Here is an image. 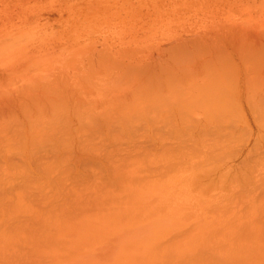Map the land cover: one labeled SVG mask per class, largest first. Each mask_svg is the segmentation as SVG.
I'll return each instance as SVG.
<instances>
[{"label": "rangeland", "instance_id": "rangeland-1", "mask_svg": "<svg viewBox=\"0 0 264 264\" xmlns=\"http://www.w3.org/2000/svg\"><path fill=\"white\" fill-rule=\"evenodd\" d=\"M262 35L264 0H0V92L27 93L31 91V84L49 82L61 94L55 104L69 103L68 109L64 105L66 110L59 109L62 113L67 114L74 107L84 110L90 106L88 103H94L95 93L107 82L108 77L104 75L110 69L114 71L110 73L112 78L117 74L121 79L153 82L163 76L158 61L164 58L173 64L182 57V54L178 57L181 45L186 47L189 43L194 54L208 45L209 55H206L223 65L226 63L224 70H229L228 79L234 81L232 66L250 54L248 49L254 41L264 46ZM255 36L258 40L262 37L261 42ZM115 63L123 69L119 73L114 70L118 66ZM131 68L138 73L133 72L134 78L130 75ZM179 72L180 79L185 80L186 77L181 78L184 73ZM99 77L103 86L97 80ZM65 92L74 94L69 95L71 98L67 95L71 102L64 99ZM237 93L238 90L228 91L227 125L219 127L218 123L211 122L203 130L197 128L195 142L185 138L182 147L171 142L172 126L148 116L154 104L151 98L142 106L143 116L137 122L132 120L134 124L128 129L121 128L118 122L115 126L108 123L112 130L105 128L106 124L102 130L92 133L85 130L88 133L72 139L75 144L69 143L66 137L60 138L61 133L53 132L59 135L55 137L50 131L42 135L47 141L41 140V136L38 137L41 141L36 139L40 141L38 144L34 142L37 136L30 137L28 127L24 130L22 126H15L11 124L12 118L4 115L15 133L21 129L20 136L8 126L5 131L16 138L22 137L23 142L12 139L8 132L9 137L5 131L0 133L2 137L5 135L0 137V264H43V261L44 264H70L78 255L72 256V252L78 251L74 242L80 246L83 242L86 249L90 246L99 253L107 252L104 255L110 258L105 264H142L144 260L143 264H168L178 255L173 253H179L180 249L184 250L182 254L187 253L190 243L201 244L203 240V245L206 239H210L209 243L221 240L218 244L228 241V264H264L261 258L264 250L257 244L264 236V118L246 113L247 108L238 103ZM117 117L113 115L110 119L117 120ZM0 118L4 120L2 115ZM22 133L29 135L24 137ZM26 138L31 139L30 149L25 145H28ZM34 143L42 146L34 147ZM173 182L175 186L171 185ZM177 185L189 193L184 190L183 193ZM167 189L176 190L167 193ZM200 196L202 201L208 200L200 202ZM189 200L194 210L193 205L187 204ZM223 214H228V219ZM148 215L151 219L149 227H145ZM194 215L201 218L198 222L204 228L203 233L199 230L190 238L199 227L193 225ZM215 215H219L218 221L222 219L223 224L216 222ZM89 216L100 221L102 232L101 227L98 233L81 232V227L88 226L85 219ZM210 220L213 227H206ZM222 231L228 233L225 235ZM113 235L119 236L112 238V243L103 244L101 237ZM196 235L200 239L203 236L201 241ZM97 236L100 237L96 239ZM204 248L200 245L199 250L204 252ZM248 250L253 255L258 250L259 257L255 255L254 259ZM162 251L165 254L161 255ZM200 261L195 264L204 263Z\"/></svg>", "mask_w": 264, "mask_h": 264}, {"label": "bare ground", "instance_id": "bare-ground-1", "mask_svg": "<svg viewBox=\"0 0 264 264\" xmlns=\"http://www.w3.org/2000/svg\"><path fill=\"white\" fill-rule=\"evenodd\" d=\"M252 34V33H251ZM261 34V33H260ZM253 35V34H252ZM256 37V36H255ZM262 37H264L262 35ZM261 37V39H262ZM257 38V37H256ZM183 39V38H182ZM259 38H257L258 40ZM260 39V40H261ZM189 41H191L190 39H188ZM258 40V42L260 41ZM185 41V40H184ZM207 41V40H206ZM209 41V40H208ZM234 41V40H233ZM236 41V40H235ZM252 42V39L249 40ZM254 41V40H253ZM186 42V41H185ZM231 42V41H230ZM229 42V43H230ZM237 42V41H236ZM240 42V41H239ZM249 42V43H251ZM257 42V41H256ZM261 42V41H260ZM208 43V42H207ZM235 43V42H234ZM242 43V42H241ZM246 43V42H245ZM254 44H252V47L248 50L250 51L249 55H246V57H242L241 59H238L237 62L234 64V66H232L233 69V75H234V81L229 80L228 79V74L225 69H227L224 65L226 64H221L220 61H217L216 58H214L213 56H207L209 55L208 52H206V50L208 51L210 47H207L208 45H206L205 48H202V50L198 53L193 52L194 48H190V43L187 45L186 43V47H184V45L181 47L178 51V57L181 56L180 54H182V57L178 60V61H173V64H169V61H167V59L161 58V61H158L160 64V71H162L163 76L160 78H156L155 80H153V82H150L149 80L146 79H134V80H130V79H125V77L117 75L116 73V78H112L110 76V73L113 71H109V73H107V75L105 74L104 76L108 77V80L105 84L102 85V80L97 79V80H101V85L103 86L102 88L100 87V89L96 86H94L95 88H98L99 90H94L96 91V95L94 100L91 97L92 101V105L91 103H88L90 106L85 107L87 109H80V110H76V111H71L73 109L69 108V111L67 114L62 113L61 110L59 109H63L64 107L66 109L67 108V104L64 102L61 103V105H56L57 102H59V100L57 101V96H60L61 94L56 92V88L54 86H49V82H47L46 85H42V84H31L32 86L30 87V90H28V87L25 90H28L27 93L23 92L21 93L20 90L18 94L17 91L15 92H0V115H2L4 118V120H1L0 118V133H4L5 130H7V126L9 124V121H6V116L11 117V124L14 123L15 126H22L24 128V130L28 127L30 132V137H34L37 136L36 138H34V142H37L38 144L40 143L41 140L44 139V137H42L43 133L46 131H50V134L52 132V134H56V132L58 134L61 133V136H59L60 138L66 137V139L69 140V143H73L75 144L76 141L72 140L75 138H79L81 136V134L85 135L86 132L85 130L92 132H95L97 130H102V125H105V128L111 129L112 130V126H110L111 124H113V126H115V124L117 125L119 123V126L122 128H127L130 127L131 125H133L134 123L132 122V120L134 122H137V119H140L143 116V111H142V106L144 105V102L146 99L151 98V103H154L152 105V109L149 110L148 116L151 118H155L157 121L161 120L160 122H162V124L164 125H169L172 126L171 131L174 132V135H170V139L171 142L173 144H177L180 145L178 147H182L185 138H187L189 141L191 142H195V131L197 130V128L202 129L204 128V126L206 127L208 124H210L211 122H216L218 123L219 127L223 126V125H227L228 123V118H225V114L228 112V103H230L228 101V91L230 89L233 90H238V103L240 104V106H244L245 108H247L248 114L253 115L254 117H259V118H264V46H260L257 43H255V41L253 42ZM196 44V42H195ZM210 44V42H209ZM248 45V43H246ZM179 45V44H178ZM231 45V44H230ZM239 46V44H236ZM243 45V44H242ZM180 46V45H179ZM188 46V47H187ZM193 46V43L191 44V47ZM198 46V45H197ZM219 46V45H218ZM251 46V45H250ZM202 47V46H201ZM214 47V46H213ZM228 47V46H227ZM247 47V46H246ZM175 48V47H173ZM217 49V47H215ZM222 48V47H220ZM235 48V47H234ZM248 48V47H247ZM183 49H185L186 51L182 52ZM214 49V48H212ZM167 50V49H166ZM173 50V49H172ZM175 50V49H174ZM199 50V48H198ZM205 50V51H204ZM225 50V49H224ZM223 50V51H224ZM212 51V50H211ZM220 51V49H219ZM166 51H164L165 53ZM197 52V51H196ZM205 52V53H204ZM213 52V51H212ZM218 52V51H217ZM226 52V50H225ZM219 53V52H218ZM170 56V52L168 53ZM167 54V55H168ZM207 54V55H206ZM223 54H225L223 52ZM245 54V53H244ZM212 55V54H211ZM215 55V54H214ZM237 55V54H236ZM243 55V54H242ZM240 55V56H242ZM221 56V55H220ZM227 56V55H226ZM102 58V56H101ZM160 58V57H159ZM221 58V57H220ZM231 58V56H230ZM238 58V57H237ZM98 60V59H97ZM159 60V59H158ZM170 60V58L168 59ZM219 60V59H218ZM232 60V59H231ZM236 60V59H235ZM92 61V60H91ZM105 61H107L105 59ZM168 62V63H167ZM172 62V61H171ZM170 62V63H171ZM94 63V62H93ZM114 64V63H113ZM116 64V63H115ZM118 65V64H116ZM119 66V65H118ZM116 66V68H114V70H117V72L119 73L121 71V67ZM145 67V66H144ZM111 68V67H110ZM128 68V67H127ZM136 69V68H135ZM177 69V70H176ZM95 70V69H94ZM123 70V69H122ZM128 70V69H127ZM132 70V68H131ZM130 70V71H131ZM97 71V70H96ZM94 71V72H96ZM129 71V72H130ZM137 71V70H136ZM135 70H132L130 73V75L133 77V72L136 73V75H138V73ZM146 71V70H145ZM178 71H180L183 75H185L184 77L181 78H185V80H181L179 75L177 74ZM186 71V72H185ZM93 72V74H94ZM114 72V71H113ZM179 72V73H180ZM87 73V72H86ZM123 73V72H122ZM125 73V72H124ZM123 73V74H124ZM127 74H129L128 72H126ZM83 74V73H82ZM133 74V75H132ZM125 75V74H124ZM104 76L103 79H104ZM145 76V75H144ZM57 77V76H56ZM140 77V76H139ZM123 78L126 80L124 81ZM134 78V77H133ZM132 78V79H133ZM142 78V77H140ZM144 78V77H143ZM149 78V76H148ZM86 79V78H85ZM49 80V79H48ZM57 80V79H56ZM91 81V79H89ZM83 81V80H82ZM24 83V82H23ZM80 83V82H79ZM45 84V83H44ZM77 84V83H76ZM81 85V84H80ZM79 85V86H80ZM96 85V84H95ZM27 86V85H26ZM144 86V87H142ZM52 87V88H51ZM73 87H75L73 85ZM16 88V87H15ZM20 89L22 88L19 87ZM77 88V87H76ZM81 89V88H80ZM94 89V88H93ZM1 91V90H0ZM17 92V93H16ZM67 93V92H65ZM87 93V92H86ZM60 94V95H59ZM77 94V93H76ZM79 94V93H78ZM64 95V94H62ZM67 95L69 96H73L74 94H70L67 93L66 94V98H63L69 100V102H71V97H67ZM80 95V94H79ZM94 95V94H93ZM82 96V95H81ZM61 97V98H62ZM86 97V96H85ZM56 99V100H55ZM103 100V102H101V100ZM90 100V101H91ZM56 101V102H55ZM76 102V101H75ZM56 103V104H55ZM85 103V102H84ZM237 103V101H236ZM11 104V107H9ZM73 104V103H72ZM77 104V103H76ZM64 105V107H62ZM74 106V105H73ZM78 106V105H76ZM82 106V105H81ZM86 106V104H85ZM69 107V106H68ZM80 107V106H79ZM29 108H32L30 110H28ZM75 108V109H77ZM63 109V110H66ZM74 109V110H75ZM7 110V112H5ZM35 112L37 114H35ZM62 114H60V113ZM65 112V111H64ZM114 113V117L118 116L117 120L114 119L112 120V118L110 119V116L112 117L113 115L111 114ZM121 113V114H115V113ZM33 113V114H31ZM36 115V119L35 118ZM61 115V118H60ZM120 116V117H119ZM8 118V117H7ZM144 120V119H143ZM156 120H152L154 122H157ZM102 122V123H101ZM116 122V123H115ZM118 122V123H117ZM183 122V124L181 123ZM61 123V124H60ZM110 125H109V124ZM101 125V126H100ZM59 127H62L61 130H59ZM99 127V128H98ZM119 127V128H120ZM9 128V126H8ZM12 128L14 129V127L12 126ZM11 125L9 129H12ZM16 128V127H15ZM21 128V127H20ZM22 128V130H23ZM223 128V127H222ZM12 129V130H13ZM106 129V130H108ZM131 129V128H130ZM21 130V129H20ZM20 130H15L16 133L13 130V133L19 135ZM119 130V129H118ZM122 130V129H121ZM126 130V129H125ZM203 130V129H202ZM2 131V132H1ZM28 131V130H27ZM26 131V133H27ZM60 131V132H58ZM124 131V130H123ZM121 131V132H123ZM127 131V130H126ZM194 131V132H193ZM8 132V131H7ZM5 131V133L7 134V136L9 137V134L12 135L11 133H7ZM12 132V131H10ZM18 132V133H17ZM23 132V131H22ZM25 132V131H24ZM54 132V133H53ZM80 134H77V133ZM89 132V133H90ZM29 133V132H28ZM90 133V134H91ZM106 133V132H105ZM13 134V135H14ZM23 134V133H22ZM47 134V133H46ZM49 134V133H48ZM55 134L53 136H55ZM64 134V135H63ZM67 134V135H66ZM73 134V135H71ZM173 134V133H172ZM11 136V138L13 137L15 140H20L22 141V137L20 138H16L14 136ZM24 135V134H23ZM27 135V134H26ZM24 135V137L26 136ZM29 135V134H28ZM28 135L26 137H28ZM89 135V134H88ZM5 135H3L4 137ZM20 136V135H19ZM41 136V140L38 139V137L40 138ZM48 136V135H46ZM55 136V137H57ZM197 136V135H196ZM2 137V135L0 136ZM2 137V138H3ZM49 137V136H48ZM52 136H50L49 138H51ZM7 138V137H6ZM8 141H10V139ZM12 138V139H13ZM43 138V139H42ZM11 139V142H12ZM36 139L40 140L39 142L36 141ZM71 139V141H70ZM29 140L31 141V139L26 138V143L29 142ZM33 140V139H32ZM50 140V139H49ZM48 140V141H49ZM43 141H47L46 138ZM42 141V142H43ZM10 142V143H11ZM23 142V141H22ZM8 143V142H6ZM5 143V144H6ZM33 143V141H32ZM45 142H43L42 144H44ZM37 144V145H38ZM42 144H40L42 146ZM21 144V148H25L24 146L22 147ZM27 146V148L29 147L30 143L25 144ZM33 146L36 145L35 143L32 144ZM36 145V146H37ZM38 145V146H40ZM174 145V146H175ZM176 145V146H177ZM34 146V147H36ZM32 147V146H31ZM29 147V149L31 148ZM177 147V148H178ZM26 149V148H25ZM24 150V149H23ZM28 151V150H25ZM23 152V151H22ZM24 153V152H23ZM185 176V175H184ZM182 177V176H181ZM176 181H178L177 179H175ZM174 180V181H175ZM168 181V180H166ZM171 182V181H170ZM169 182V183H170ZM172 183V182H171ZM179 183V182H178ZM177 184V183H175ZM260 184V183H259ZM173 186V184H171ZM169 185L170 187H173ZM183 185V184H182ZM263 185V184H262ZM186 186V185H184ZM221 186V185H220ZM264 186V185H263ZM178 187V185H177ZM261 187V186H260ZM174 188V187H173ZM181 189V186L178 187ZM255 188V187H254ZM264 189V188H263ZM162 190V188H161ZM168 190V189H167ZM174 190V189H173ZM176 190V189H175ZM174 190V191H175ZM182 191L184 189H181ZM173 191V192H174ZM180 191V190H179ZM182 191H180V193H182ZM185 192L187 191L184 190ZM183 191V193H184ZM163 192V190H162ZM173 193L171 190L167 191V193ZM189 193V190L187 191ZM178 193V192H177ZM177 193L175 195H177ZM182 193V194H183ZM224 193V192H223ZM256 193V192H255ZM254 193V194H255ZM157 193H155L156 195ZM165 194V193H164ZM181 194V195H182ZM149 195V194H147ZM158 195V194H157ZM156 195V196H157ZM172 194H170L171 196ZM215 195V194H214ZM218 195V194H217ZM223 195V194H222ZM221 195V196H222ZM225 195V194H224ZM62 196V195H61ZM169 196V195H168ZM226 196V195H225ZM146 197V196H145ZM162 197V196H161ZM172 197V196H171ZM184 197V196H182ZM195 197V196H194ZM201 197V196H200ZM214 197V196H213ZM220 197V196H219ZM180 198V197H179ZM193 198V197H192ZM217 198V197H216ZM223 198V197H221ZM158 199V196H157ZM163 199V198H162ZM167 199V198H166ZM169 199V197H168ZM172 199V198H171ZM175 199V198H174ZM182 200H184L183 198H180ZM200 199V198H199ZM207 199V198H206ZM204 199V201L206 200ZM161 200V199H158ZM165 200V199H164ZM176 201H178V199H175ZM203 200V198L201 197V199L199 200L200 202ZM208 200V199H207ZM211 200V199H210ZM214 200V199H213ZM218 200V199H217ZM226 200V198H225ZM202 201V202H204ZM221 201V200H219ZM219 201H214V202H219ZM183 202V201H182ZM191 201L189 200V203L187 204H191ZM223 202V201H222ZM173 203V202H172ZM176 203V202H175ZM184 203V202H183ZM205 203V202H204ZM212 206V202H210ZM180 204V203H179ZM201 204V203H200ZM199 204V205H200ZM216 204V203H215ZM223 204V203H222ZM126 205V204H124ZM168 205V203L166 204ZM174 205V204H173ZM177 205V204H176ZM186 207V204H184ZM187 205L188 209L190 208V206L193 205ZM204 205V204H203ZM218 205V204H216ZM221 205V204H219ZM128 206V205H127ZM170 206V205H169ZM168 206V207H169ZM172 206V205H171ZM195 206L196 203H195ZM174 207V206H173ZM180 207V205H179ZM183 207V208H184ZM207 207V206H205ZM204 206L202 208H205ZM209 207V205H208ZM213 208L215 207L212 206ZM181 208V207H180ZM194 210V205L191 207ZM190 208V209H191ZM182 209V208H181ZM185 209V208H184ZM189 211H192V209ZM208 209V208H207ZM171 210V209H170ZM225 210V209H224ZM223 210V213H225ZM182 211V210H180ZM179 211V212H180ZM198 211V210H197ZM209 210H207L208 212ZM183 214L184 212H186V209L184 211H182ZM196 213V211H194ZM194 212H192L194 214ZM201 214V212H199ZM212 213V212H211ZM227 213V212H226ZM222 214V213H221ZM41 215V214H40ZM187 215V214H186ZM227 215V217H226ZM151 216V215H150ZM149 215L147 216V219L145 221V224H147L146 226L143 225V227H149L148 226V222H150V217ZM154 216V215H153ZM165 216V215H164ZM167 216V215H166ZM196 216V215H194ZM217 216L216 222L219 223L221 222L223 224V220L220 219V221H218L219 219V215H215ZM38 217V216H37ZM150 217V218H149ZM189 217V215H188ZM187 217V218H188ZM203 217V216H202ZM223 217L225 219H228V214H223ZM169 218V217H168ZM34 219H37L36 217ZM42 219V218H41ZM93 219V217L86 218V223L88 226H84L81 227V232H83V234H88L89 233H98L97 229H99L101 227L100 232L103 231L102 225L100 224L99 220H91ZM161 218H159L158 220H160ZM165 219V218H164ZM195 224L196 226H199L196 228V232H193L190 234V238H193L194 235L199 232V230L201 231V229H203L204 227L200 228V225H204V224H199L198 221H200L201 218H197V216L195 217ZM212 219V218H211ZM167 220V219H165ZM164 220V221H165ZM222 220V221H221ZM33 221V220H32ZM96 221V222H93ZM26 222V221H25ZM37 222V220L35 221ZM77 222V221H76ZM147 222V223H146ZM28 223V221H27ZM26 223V224H27ZM206 223V222H204ZM212 221L210 220L207 224H205L206 227L211 226ZM215 223V222H214ZM217 223L215 224L216 227ZM228 223V222H227ZM45 225V224H44ZM48 225V224H46ZM77 225V224H75ZM81 225V224H80ZM101 225V226H100ZM52 226V225H51ZM74 226V225H73ZM99 226V227H98ZM156 226V225H153ZM152 226V227H153ZM224 226V225H223ZM226 226V225H225ZM57 227V226H56ZM55 227V229H56ZM76 227V226H75ZM144 227V228H145ZM160 227V226H159ZM205 227V228H206ZM213 227V226H211ZM220 227H222L220 225ZM228 227V224H227ZM83 228V229H82ZM155 228V227H154ZM153 228V229H154ZM226 228V227H225ZM225 228L222 227V230H226ZM50 229V227H49ZM54 229V231H55ZM73 229V228H72ZM76 229V228H75ZM135 229V228H134ZM157 230H159L158 228H156ZM46 230V229H45ZM93 230V231H92ZM211 230V229H210ZM210 230L206 231L209 232ZM213 230V229H212ZM223 230V231H224ZM47 231V230H46ZM53 231V232H54ZM91 231V232H90ZM222 231V232H223ZM227 231V230H226ZM73 232V231H72ZM76 232V231H75ZM74 232V233H75ZM99 232V233H100ZM146 232V231H145ZM150 232V231H149ZM205 232V231H204ZM214 232V231H213ZM43 233V232H42ZM77 233V232H76ZM91 233V234H92ZM125 233V232H123ZM121 233V234H123ZM148 233V232H147ZM146 233V234H147ZM201 233H203L201 231ZM211 233V231L209 232ZM215 233V232H214ZM225 235L228 233L223 232ZM222 233V235H223ZM80 234V233H77ZM76 234V235H77ZM102 234V233H101ZM200 234V233H199ZM212 234V233H211ZM120 235V234H119ZM119 235H113V236H109L108 238H103L101 237V240L103 242V244L105 243H112L113 240L112 238L119 236ZM225 235H223V239L225 238ZM45 236V234H44ZM83 236V235H81ZM200 239V235H196V238L198 240ZM47 237V236H46ZM52 237V236H51ZM100 236H97L96 239H98ZM147 237V235L145 236ZM218 237V236H217ZM221 237V238H222ZM262 238H259L260 240H258L259 242L257 243L259 245V249L264 250V236H261ZM42 238V237H41ZM195 238V239H196ZM212 238V237H211ZM209 239V237H208ZM217 239V238H216ZM39 240V239H38ZM45 239H43L44 241ZM55 240V239H54ZM58 240H60L58 238ZM196 240V241H197ZM198 240V241H199ZM205 240V239H204ZM214 240V239H212ZM211 240V241H212ZM219 240V239H218ZM227 240V239H226ZM36 241V240H35ZM49 241V240H48ZM72 241V240H71ZM75 241V240H73ZM207 243H209L207 240ZM205 241V242H206ZM221 240H219L220 242ZM224 241V240H222ZM256 241V240H255ZM261 241L263 242V244L261 243ZM34 242V240H33ZM64 242V241H63ZM67 242V241H66ZM183 242V241H182ZM181 242V243H182ZM203 242V240H202ZM199 244V242H194L190 243L191 245L189 246L188 243H186L189 248H188V252H185L184 254L183 251L180 249L179 253H173L178 254L176 257L174 256V258H176L174 260H171L172 256H170V263L167 259V261L169 262L168 264H185L184 262L188 263V264H195V261L199 262V260L201 259L200 263L202 262H206V264H215V263H219V264H228V241L227 242H222L220 244H218V241H215V243H213V241L211 243L207 244L204 242L203 245ZM257 242V241H256ZM41 243V241H40ZM50 243V242H48ZM47 243V244H48ZM83 243V242H82ZM81 246L78 245L76 242H74L73 244L75 246V249H77L78 251L75 252L73 254L72 252V256L76 255V253H78L77 256H75L74 258H72L73 262H71L70 264H105V262L110 258L109 256L106 257L104 254H107V252H100L99 251H95V248H90V246L86 249L84 245ZM178 243V242H177ZM180 243V242H179ZM180 243V247H182ZM197 243V244H196ZM33 244V243H32ZM63 244V243H62ZM65 244V243H64ZM184 244V245H186ZM206 244V246H205ZM261 244V245H260ZM39 245V244H38ZM197 245V246H196ZM201 247L204 248V252L202 251V249H200L202 251V253H199V248ZM64 246V245H63ZM179 246V245H177ZM176 246V247H177ZM34 247V245H33ZM37 247V246H36ZM172 247V246H171ZM63 248V247H62ZM163 248V247H162ZM170 248V247H169ZM167 248V249H169ZM252 248V247H251ZM11 249V248H10ZM10 249H8L10 251ZM61 249V248H60ZM67 249V248H66ZM74 249V250H75ZM172 249V248H171ZM176 249V248H175ZM250 249V248H249ZM12 250V249H11ZM23 250V249H22ZM62 250V249H61ZM60 250V251H61ZM160 250H162L160 248ZM163 250L165 251V248H163ZM174 250V249H173ZM177 250H179V248L177 247ZM251 251L254 249H250ZM15 251V249H14ZM64 251V250H63ZM73 251V249L71 250ZM159 251V250H158ZM168 251V250H167ZM200 251V252H201ZM249 251V250H248ZM249 251V253L251 252ZM21 252V251H20ZM160 252V251H159ZM163 252V251H162ZM165 254V252L162 253ZM169 252H171L169 250ZM257 252V253H255ZM13 253V252H12ZM18 253V252H17ZM248 253V252H247ZM253 255V252H251ZM264 251L261 253V255L263 256ZM14 254V253H13ZM56 254V253H55ZM71 254V253H70ZM202 254V256L200 255ZM244 254V253H242ZM254 254L257 255L259 257V253L258 250L254 251ZM15 255V254H14ZM23 255V254H22ZM40 255V254H39ZM44 255V254H43ZM160 255V256H161ZM198 255H200L198 257ZM254 256V259H256L257 256ZM7 256V255H6ZM20 256V255H19ZM25 256V255H24ZM23 256V257H24ZM32 256V255H31ZM34 256V255H33ZM37 256V255H36ZM42 256V255H41ZM51 256V255H50ZM55 256V255H54ZM53 256V258H54ZM63 256V255H62ZM71 256V257H72ZM154 257L158 258L157 256L153 255ZM165 256V255H164ZM248 256V255H247ZM252 256V257H253ZM261 258L263 259L264 256ZM4 257V256H3ZM9 257V256H8ZM40 257V256H39ZM52 257V256H51ZM60 257V256H59ZM149 257V256H147ZM166 257V256H165ZM235 258V256H233ZM243 258V255L241 256ZM251 257V256H250ZM250 257H248L250 259ZM13 258V257H12ZM18 258V257H17ZM16 258V259H17ZM25 258V257H24ZM32 258V257H29ZM36 258V257H35ZM45 258V257H44ZM56 258V257H55ZM67 258V257H66ZM68 258H70L68 256ZM67 258V259H68ZM93 258V259H92ZM151 258V256L149 257ZM153 258V257H152ZM160 258V257H159ZM241 258V259H242ZM247 258V257H245ZM9 259V258H8ZM19 259H22L21 257ZM18 259V260H19ZM34 259V258H32ZM146 259V258H145ZM164 259V258H162ZM199 259V260H198ZM240 259V258H239ZM244 259V258H243ZM242 259V260H243ZM261 259V261H262ZM12 260V259H11ZM29 260V259H28ZM40 260V259H39ZM46 260V259H45ZM64 260V259H62ZM102 261V263H100V261ZM144 260V259H143ZM158 260V259H157ZM165 260V259H164ZM231 260V259H230ZM235 260V259H234ZM247 260V259H246ZM252 260V259H251ZM5 261V260H4ZM98 261V263H97ZM146 261V260H144ZM144 261H141V263L143 264ZM241 261V260H240ZM237 261V262H240ZM244 261V260H243ZM264 261V260H263ZM262 261V263H263ZM49 262V261H48ZM51 262V261H50ZM160 262V261H159ZM193 262V263H192ZM11 263V262H10ZM17 263V262H16ZM21 263V262H20ZM19 263V264H20ZM29 263V262H28ZM34 263V262H33ZM36 263V262H35ZM38 263V262H37ZM43 264L45 263L44 261L42 262ZM146 263V262H144ZM155 263V262H154ZM157 263V262H156ZM155 263V264H156ZM162 263V262H160ZM157 263V264H160ZM167 263V262H166ZM202 263V264H204ZM249 263V262H248ZM140 264V263H138ZM148 264V263H147ZM152 264V263H149ZM197 264V263H196ZM230 264V263H229ZM234 264V263H233Z\"/></svg>", "mask_w": 264, "mask_h": 264}]
</instances>
